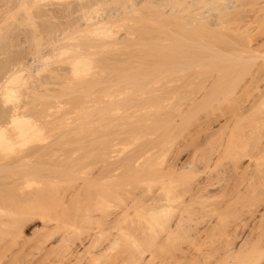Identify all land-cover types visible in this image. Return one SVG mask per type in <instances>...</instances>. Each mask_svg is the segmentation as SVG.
Here are the masks:
<instances>
[{
    "label": "rangeland",
    "instance_id": "1",
    "mask_svg": "<svg viewBox=\"0 0 264 264\" xmlns=\"http://www.w3.org/2000/svg\"><path fill=\"white\" fill-rule=\"evenodd\" d=\"M205 1L206 0H0V125L2 124L0 126V128L2 127L0 129V141H1L0 143L2 144L3 142L2 145L0 144V150H2L1 151L2 154L4 153V155L0 156L3 158H0V159L5 160V161L0 160L1 161L0 162V180H1L0 181V211H2L0 212V222H2L1 219H3L4 221L6 220L9 221L10 218H12L10 217L11 214L9 215V212L13 211L14 213H17L16 216L19 217L20 220L26 222L23 228V231L21 232L22 236L32 237L34 232L39 234V235L37 234L34 235L33 243H35V241H37L36 238L40 237L42 234L47 232L52 227L53 224L60 222L59 220L56 219L58 213L62 215L64 214L63 213L64 210L68 211L69 208L71 207H77L79 205L78 203H81L79 206H82V208H85V210L87 209V207L89 208V210H91L93 205H95L94 202L99 200L100 197H101L100 200H102V197L104 196L103 198H107L108 199L107 201L111 202V204L113 202H117L118 204L121 205L119 206L120 207L119 208L117 204L116 208L118 209H115V208L110 209L108 207L111 210L109 212H112V214H114L115 212H118L119 210H121V208L123 207L124 203L122 202V200L125 201L124 199L125 195L128 198L131 196L130 199L126 197L127 198L126 200H129L127 201L128 203H132L136 198L138 199V197L139 199L141 198L140 200L138 199V201L136 199V201L133 202L135 204L137 202H141L142 197L146 195L148 191L150 192L148 185L154 184L156 185L154 187L158 188L159 187V185L157 184L158 181H155V179L153 181V178H157L158 175L160 174L162 175V171H160L159 169L161 170L164 169L163 171H168L167 168L170 169L171 163L173 164V161L176 160L177 158L179 162H182L184 160L185 162H188L190 158L194 157L192 156L193 153L191 155V152L193 151L196 154L198 153L196 157L198 156L197 159L199 160L200 156L203 157L202 156L203 153L204 154L207 153L208 149L210 148L212 149L213 148L212 146H215L216 144H217L216 145L217 147L219 146L217 149H215L216 152H214V149L212 150L214 154L210 152V150H209L210 153L208 152L209 156L213 155L212 156L213 158H211L210 161L208 160L210 158L208 154H207V156L209 157L208 159H207V156L204 155L206 156L205 157L206 160H208L207 165H206L207 168L205 169L203 167L205 165H202L206 163V160H204L205 161L204 162L203 159L201 160V162L199 161L200 163L202 162L203 163L202 164L199 163L200 165L198 164V167L202 165L204 169L201 170V168H198L196 166L199 169V174L201 171L205 170L201 174V175L203 174L204 175L201 177V179H197L196 176L199 175L197 173L198 170H194L193 168L195 166L192 165L194 166L192 168L193 169L192 171L196 172L198 175L197 174L193 175V177L195 178L192 177V179L189 180L190 182L196 180L194 182L195 183L197 182L198 184L199 183L198 181L205 179L206 176L214 175L215 177H217L216 175L219 176L220 174L221 176L223 173L225 176L223 175L221 176V178L219 176L220 180L223 179L225 181V179L227 178L229 180V181L226 180V183L221 181L222 182L221 183L220 180H218L219 178L217 177L216 179L218 181H216L215 183L216 184L217 182L221 183V184H218L221 187L226 185L224 186V189L223 190L221 189L220 191L219 189L220 186L218 185H212L211 187L209 186L210 189L209 188L208 189L209 191H212L211 189L215 187L214 188L215 190L214 189L213 190L217 193H219L218 191H220V193L222 192L221 194L222 196H224V198H226L230 192V195H228L230 198L227 197L226 198L227 200L226 199L223 200L224 198L221 199L223 200V202L224 201H228V202L224 203L222 207L219 206L223 209V211L226 210V212L223 213L221 208L219 209V212L221 215L222 213L223 214L228 213L229 217L231 215L232 220L231 219L230 220L233 222H231L229 218L228 219L226 218L227 215H225V218L224 217L222 218V216L220 217L218 214H216V212L213 214V212L215 211V208L210 207L211 210L210 209L209 210L212 213L208 212L206 216L207 217L211 215H214V216L209 217L212 219L211 223H210L211 219L209 220L206 219V224H207V225L205 224L206 227H208L209 225L215 224L216 222H218L217 220H219V222H222V226L220 224L221 229H219L218 227L219 225L217 226L218 232H217V229H215L216 228L215 225L213 226V228L210 226L211 228L208 229L209 234L212 231L210 229H215L214 232L218 234L215 236V233H214L213 237H215V239L216 237L217 238L219 237L220 239H223L225 241L224 238L227 237V235L226 234L225 235L221 234L222 236L219 235V231L221 230L223 231L224 226L226 229H228L226 231L231 232V233L232 231L234 232L236 229H238L235 227L237 225H241L242 224L241 222H244L246 220L244 219L245 218L244 214L248 213V211H249L248 213L249 217H247V220L245 222H247L248 220L252 221V216H250L252 214V207L251 208L249 207L247 209L249 204H247V202L245 203L244 201L246 199V201H249L248 203H250V205L252 206V203L250 202L251 193L248 189H246L247 184L246 186H244L247 191H245L243 186L241 188V185L244 182L247 183V180H245L244 182H241V184L238 181L239 177L241 178V179L239 178L240 181L244 180V177L241 175L243 172L245 173V174L243 173L245 178L247 177L248 179L249 175H248L247 170L251 169V167L249 168L247 166H250L251 159L248 153L245 152L246 153V157H245V153L243 152V151H246L245 150L247 147L246 143L244 142L245 143V147H244L243 146L244 143L242 144L240 141L239 143L235 142V140L237 141L238 137H240L239 138L240 140L246 136L241 137L242 135L239 136L235 134L237 133L235 132V129L238 132H240V131H243V127L244 128L249 127V121H250L249 117L251 116L250 112L252 111L254 102H255V105H258V104H261L260 102L261 101L263 102L264 100L263 98L264 97V94H263L264 93V80L263 78H261L262 76H260V80L262 79V82L260 84L259 78H256L257 77L256 71L260 72L259 66H262L260 67L261 69L264 68L263 67L264 65V0H207L206 3ZM144 19L146 20V22ZM141 26L144 27V29ZM195 27H196V31H193L195 30L193 29ZM201 27H204L206 31L203 28L201 29ZM140 28L142 29V31L144 30L148 31L147 29L149 28L151 29V30L149 29V32L147 33L142 32L143 34H145L143 38L146 37V40H147L146 34L151 33L150 35H148L149 37L148 40L150 41L148 40L146 41L145 39L143 40L142 38L143 43L145 44L150 42L152 43L151 45H154L153 43L159 44V42L163 41V44L162 42L161 44L163 45V47H165L166 45L170 46L171 43H174V44L177 43L179 45L181 43L182 45L186 43L185 45L187 44L190 45L189 41L190 42L192 41L194 43L198 42L195 45L194 43L191 42L193 44V45H190L192 48V51H193V48L195 50V46L198 47V44H202L203 46L199 45V48L205 47L206 49L205 48L204 49L206 50V52L203 53L202 50L204 49L202 50L200 49V52L202 51L201 53H203V56L205 55V57L207 58L209 56L208 62H211L213 64L216 63L215 65L218 66L217 69L214 68L216 66L210 67L212 64L211 63L207 64L208 62L206 61L207 60L206 58V60L204 59L205 62H203V63H206V66H207V67L205 66L206 69L204 68V66L202 67L201 65H196V66H200L198 68L196 66H194L195 68H190V70L193 69L194 73L196 72L200 73V71L198 70H200L202 67V70H201L202 74L200 73L201 75L199 76V78L197 77V74H196L195 75L196 78L192 77L193 79L195 78L194 80L192 79V81H190L191 80L190 77L191 75H193V73L192 71L189 73L187 69L186 71H184V69L183 71H179V72L176 71L179 74L176 72H173V73L171 72L170 74L172 76L170 74L167 75L168 73L166 74V72H164L165 74L163 72L158 73V74H161V76L155 74L158 76V79L155 77V75L151 76L152 75L151 74L149 75V78H148L149 80H146V81L143 80L144 83H142L141 81H140L141 83H138L140 88H138V85L135 86L136 84L134 83L133 84L135 87L133 85L131 86L128 85V86L133 89H136L137 87L138 89L136 90L140 89L139 92L142 94L146 85H147L146 89H148V87L153 85L152 83L150 84L148 83L149 85L145 84L150 81V76H151L150 82H152L155 77L157 80L155 79L154 85H156L157 87L155 86L156 90L154 91H156V93L157 91H160L161 93L164 92V94L167 93L169 97H167V94L166 95L163 94L164 96H166V98L162 100L163 102L160 103L159 101L164 97L161 96L162 94L158 93L161 96V97L159 96L161 98L158 101L159 105H154L153 103L154 101L151 98L153 102H151L150 100L147 101L148 104L151 102L150 104L151 106L149 107V105H147L149 107V108L147 107V109H146V106L145 107L144 105L141 106L142 104L140 105L138 104L139 106L136 104L135 106L133 104L134 107H131V105L129 104L137 102V99L134 100V97L137 95L138 92H136V90H133L131 88L130 89L132 90V92L130 89H129L130 91L127 90L129 87H127L126 89L125 88L126 86L122 84L123 82L121 83V81L120 82L117 81L123 85L122 87L123 90L125 88L127 91L124 90L123 93H120V91H117L116 88L120 86V84H118V86L115 88L116 92L114 91L115 93H118V94H115L112 91V89L114 90V87L117 85V83L113 88L110 86V84L112 83V81L114 82V80L116 79V78H113L114 76L116 77V74L114 73L116 71L113 72L112 68H116V67L119 68L118 64H120L121 62H122L121 63L122 66L125 67V70L123 72H125V74L127 75L129 73V70L127 72L126 67L129 68L130 70H131V67L132 68L139 67L138 69H140L146 63L147 64L150 63L151 65V63L153 62V60L149 58L150 56H146L147 54L146 52H144L146 51L145 49L147 48V46H144L146 48L143 49V44L141 43L142 42L141 36L143 34L140 32L141 31ZM181 28L186 29V31L181 30ZM198 28L201 29L202 31L200 30L199 32V30H197ZM188 29L192 30V32L194 33L192 34L191 31H189ZM181 31L185 33L183 34L184 36H186V32H187V34L189 33L188 36L192 34L193 37L189 36V41L186 42L185 38H182L184 36L181 35L182 34ZM154 35L156 36V38ZM177 35L178 37L175 38V36ZM188 36L186 37L188 38ZM178 38L182 40V41L180 40L179 43H178L179 41ZM154 41H158V42H154ZM168 42H170L169 43L170 45L168 44ZM199 48L196 49L195 52L199 51ZM208 48L210 50H208ZM252 48L255 49L256 52H253ZM134 50H139L138 53H141V54H138L137 51L135 52ZM133 51L136 54H133ZM140 51H142L143 53ZM215 52L216 53L220 52L222 56L220 54H219L220 57L218 56V54L215 55L214 54ZM137 55L139 56L142 55V56L137 57ZM214 55L217 57L215 58ZM132 56H134V58H137V59H134ZM143 56H146L144 58L148 57L150 62L149 61L147 62L148 58L146 59V61H144L145 59L143 58ZM139 58H141V61L145 62V64L143 62L142 66H140L142 62H140ZM137 62L140 64L138 65ZM247 63H249V68L246 69L247 74H244L246 73L244 72L245 71L244 70L242 71V73H240L244 75L243 76L241 75L242 77L238 78V79L244 78V76L246 75L247 78L246 77L244 78L246 80L243 82L242 81L236 82L237 80H231L232 79V78L230 79L231 74H234L232 73L233 72L232 68L234 66L233 64H236V66L233 69H236L238 71L240 68L243 70L242 67L246 66L245 64ZM111 64L113 66H111ZM129 64L131 65V67ZM221 64L223 65L221 66ZM225 64L230 70L229 73L227 72V75H226L228 81L226 78L221 77L224 75V72H226V71L222 72L225 68L228 71V68L226 66L223 67ZM228 64L230 65L228 66ZM252 64H253V68H251L252 66H250ZM150 65L149 67L146 66L147 70L149 71H150V68L152 67V66L150 67ZM122 66H120L121 69L123 68ZM220 66L222 67V69L223 68L224 69L222 70ZM208 67L212 69L214 68V69L207 70ZM219 67L221 70L220 72H222L221 74L218 71ZM76 68H79V70ZM103 69H105L107 73ZM136 69L135 71L137 72ZM195 69H197L196 72L194 71ZM248 69L251 70L252 72L249 71ZM140 70H141L140 72H142L143 68H141ZM145 70L146 69H144L143 71ZM236 70L234 71L237 73ZM111 72H113L115 75L113 74L112 76L110 74ZM248 72H251V73H248ZM162 73L166 75V77L163 75L164 76L163 78ZM185 73L190 75L189 77L190 80H188L189 78L186 77ZM236 73L234 75H236ZM252 73L253 75L255 74L254 75L255 77L252 75ZM263 73H261L260 75H262ZM205 74L206 76H204ZM228 74H229V77H228ZM240 74H237L236 77L238 75L240 76ZM249 74L250 76H253L252 79L249 76ZM129 75H133V74L131 73ZM95 76H98V78H96L98 79L96 80V82L98 81L100 83L99 80L101 78L102 79L104 78L105 84H104V81L101 79L102 83L100 84L97 83L98 85L95 86L94 83L91 82L94 80ZM128 76L125 78L123 76V79L128 78ZM263 77H264V74H263ZM112 78L113 80L109 81V79H112ZM118 78H119V75L117 76V79ZM215 78L217 81L215 80ZM220 78H224L223 80L225 82L235 81L236 84L240 85L239 86L240 88L235 91L234 90L235 88H233L232 86L235 84L234 82H233L234 84H232L231 86H228L222 80L218 82ZM254 78H256L255 79L256 81H254ZM203 79L206 82L208 81L207 85L205 84L206 82L202 81ZM234 79H235V76H234ZM125 81H128V80H124V82ZM213 81H215V83ZM87 82L93 83L95 87L93 88L91 86V89H89L90 84H88ZM222 82L224 84H221ZM252 82L253 83L255 82L257 84L259 83L260 85L255 87L252 84ZM85 83L87 84L84 85ZM126 83L127 82H125V84ZM211 83L212 84L214 83L216 85L215 88L217 86L218 88L217 90H215V92L213 90H210L211 94L207 96V93H208L207 89L214 88V84H213V87H211L212 86ZM217 83L221 84L220 87L219 85H217ZM142 84L143 85L145 84V85L141 87ZM248 84H251L249 85V87L251 88V91L255 87V89L253 90L255 93L251 91L248 92V90H250V88L246 86ZM82 85L85 87H83ZM111 85H114V84H111ZM204 85L206 88L204 87ZM97 86H99L100 89ZM190 86H192L193 88ZM224 86L226 87L228 86L227 89ZM237 86L235 85V87ZM153 87H151V89H153ZM194 87L195 88L197 87V89H195L196 92L198 88H200L198 93L193 91L197 95H194L193 93H191L192 90H194ZM208 87H211V88H208ZM230 87H232L235 92L234 91L232 92V89H229ZM92 88L94 90H92ZM122 88L119 87L118 90ZM141 88L143 89V91L141 90ZM105 89L107 90L109 89L108 91L110 92L112 91L113 93L112 94L110 93L109 95L111 96L114 94L111 97L113 99L115 96V99H113L114 100L113 102L117 103L118 102L117 100H119L117 104H121V106L123 105V107L116 104V106L118 107L115 108L116 106H113V104L111 105L110 102H112V100L110 101L108 97L107 98L109 100L105 98V96H108L107 92L105 94H102V92L107 91ZM163 89L165 91H163ZM172 89L173 91L176 90V93L180 91L179 95L177 96L175 92H174L175 94L173 93L174 95H171ZM245 89L246 90L248 89L247 92L245 91ZM123 90H121V92ZM148 90H150V88ZM148 90H145L143 92L144 94L142 95L138 93L139 95V96L137 95L138 98L141 95V97L138 99V102L140 101L143 103L145 102V100L148 99L149 94L147 93L145 95V92H148ZM167 90L169 91L166 92ZM10 91L12 92V94L11 93H8V94H11V97L7 95V92H10ZM133 91H135L136 93ZM244 91L246 92V94L247 93L248 94L247 95L245 94V97H242L244 96L243 94ZM94 92L95 94L96 93L97 94L91 95V93H94ZM149 92H153V90H150ZM259 92H261V94ZM156 93H154L153 95H155ZM250 93H253L255 96ZM150 94L152 95V93ZM214 94H216L217 96ZM99 95H101L100 96L101 98L99 97ZM258 96L260 100L262 99L260 102L258 101L259 100ZM129 97L133 100L129 99ZM154 97L159 98L157 94ZM241 97L244 98L243 99L244 101L241 99L242 101L240 100L241 101L240 102L238 99H240ZM128 99L129 101L131 100V102H129ZM248 99H250L251 101H249ZM101 100H105L104 102L108 100L107 102H109V105L111 106L110 108L113 109V111L116 110L115 112L108 111L110 112V116L107 114L108 118L105 113H104L105 115L101 114V116L99 115V113H97L96 104L99 103L98 101H100L101 104L104 103ZM125 100L126 102L128 101L129 103L127 102L126 104ZM236 100L238 103L240 102V105L238 104L237 107L235 106L237 104ZM107 102L104 104L105 105L108 104ZM146 103L144 104L146 105ZM162 103L164 104L161 106ZM109 105L107 106L109 107ZM154 106H156V108H154ZM159 106H161V110ZM234 108L235 110H237V112L233 110ZM16 110H19V111H16ZM100 110L101 109L98 108V112ZM242 110H244L245 112ZM246 110H248V112ZM155 111L158 112L160 116H157L159 114H157ZM160 111L162 112L160 113ZM241 111L242 113H245L247 115L245 114L242 115V113H240ZM232 112L234 113V115L232 114ZM17 113L19 114V116L23 114L22 119H19L18 117L15 118V116H13V115L18 116ZM96 113L100 116V118L99 116H97ZM238 113L240 114L238 115ZM102 115L106 117V118L104 117L106 120L109 119L107 120L108 122H105V120L103 121L104 118H102ZM240 115H242L240 117L241 119H239L236 122V120L238 119V118L236 119V117ZM167 117H169V119L171 117L170 121L166 120ZM129 118L130 119L132 118V120H130ZM226 120H229V122ZM99 121L102 123H99ZM151 121L154 124L151 123ZM155 121H157V124ZM107 123L109 125L108 127H107ZM160 126H162V128ZM222 126L224 127L222 128ZM99 127L100 129L102 128L104 129L100 130ZM224 129L226 133H224L225 132ZM249 129L247 128L244 131L246 132ZM104 132H106L107 135H105ZM115 132H118V133H115ZM221 132L222 134H225V135H221L220 134ZM245 135L247 134L245 133ZM248 135L251 136V134H248ZM105 136H108V137H105ZM208 136H210L211 138ZM222 136L224 140H222V138H219ZM95 138L96 140H94ZM206 138L207 139L209 138V140H207L208 142L206 141ZM105 139L106 141L104 142ZM97 140L98 142H96ZM245 140L248 141L250 140V138L245 139ZM6 141L8 142L5 143ZM12 142L15 143V145ZM234 142L239 146L241 143L243 147L240 146V149H238V152H240L241 150L243 151H241L240 153L236 152L234 149L237 145H234ZM11 143L13 146L8 145ZM248 144L249 143L247 142V145ZM6 145L9 146L8 148L10 149L8 148H5V150L2 149ZM184 145L186 147L188 146L189 149L188 148L186 149L185 147L186 150H184V152L182 153V149ZM197 145H199L198 149H196ZM201 145L202 147H200ZM205 146L208 149H206ZM144 147H147V148H144ZM248 147L249 149L247 148L248 149L247 151L249 152L251 146L248 145ZM201 148H202V152H201ZM242 148H245V149H242ZM199 149L202 155L200 154L199 151H197ZM203 149L207 151L205 152ZM177 150H181V151H177ZM5 151L7 152V154L5 153ZM8 151L9 152L11 151L10 154L8 153ZM179 152H181V154H179ZM242 152L244 154H242ZM223 153L225 154V156ZM33 154L35 155L33 156ZM5 155H8V156L6 157ZM26 156L27 158H24ZM214 156L216 159L214 158ZM238 157L239 159H241V157H245L244 161H238L237 159ZM186 158H189V159L187 160ZM221 158H222V162H220ZM197 159L195 158L194 161ZM100 160L102 163L100 162ZM120 161H122V163ZM194 161H193V164L197 163L196 161L195 162ZM218 162H220L221 164L220 163L218 164ZM233 162L234 163L236 162L234 164L235 165L234 168L238 167V169H235L234 172L231 170L234 174L228 170L229 171L228 176L230 177L229 178L226 175L228 173L226 170L229 167L233 169L232 168L233 164L231 166L229 165ZM224 163L226 164V167H227V169H225L226 173L224 172V169H223V172L221 171L222 170L221 167L225 166ZM189 164H192V163L189 162ZM38 165L40 166L39 167L40 170L38 168ZM121 165L123 166L121 167ZM166 165L169 167H167ZM125 167H127L128 170ZM107 169L112 170V171L110 170L112 174L107 172V174L109 173L108 178L104 176V172L107 171ZM218 169H221V170L218 171ZM192 171L189 172V174H191ZM34 172H38V173H34ZM57 172L61 174L57 175ZM133 173L135 174V176H133L134 178L131 176V174L134 175ZM156 173H157V176H156ZM128 174H130L131 177H129ZM139 174L142 175L143 178ZM230 174L235 175V176L232 177ZM238 174L240 175L239 177H238ZM114 175L117 176V178L114 177ZM201 175H199L198 177L200 178ZM136 176L140 177V179L142 178L143 179V180L141 179L142 182L144 181L147 182L148 177H149L150 178L149 180L152 179L150 183L151 182L153 183L150 184V183L145 182L148 187L144 189L145 184H143L140 180H138ZM1 177H4V178H1ZM210 177L208 178L211 181L214 182L216 180L215 177H212V178ZM102 178L105 180H103ZM234 178L235 180L238 181V184H240L239 186L240 188L238 187V184L234 186V183H235ZM109 179L112 181L110 182ZM106 180L110 182V183L108 182L109 186H108V183L105 182ZM132 180L134 181V184ZM97 181L99 182V184ZM121 181H123V184L121 183ZM140 182L143 184V189H144L142 196L139 195L143 191L139 189L140 186L138 187L139 184L141 185ZM194 182H191L192 184L190 185L194 186L195 184ZM187 183L189 184V182ZM187 183L183 184L184 186L182 185L183 187L181 188L186 189ZM113 184L115 186H113ZM116 185L118 186V189ZM122 185L123 187L125 185L126 186L130 185L131 186V187L129 186L130 188H128V186L127 187L125 186V187L128 189V192L131 189L135 190L134 197L132 195L133 191L131 192L132 194H125L123 196L122 194L127 193V190L125 187L124 189L123 187L119 188V186H122ZM190 185L187 186V189ZM216 186L218 187V191L216 189L217 188ZM92 188L96 190L92 191ZM110 189L111 191L109 192L108 190ZM112 189L114 190V192ZM243 189L245 192L242 195L241 194L239 195V191H241L240 193H242ZM146 190L148 191L145 192ZM36 191L38 192V194ZM117 191H118V194H117ZM93 192H96L97 195L100 194L102 196L98 195L99 196L98 197L96 196V194L94 195ZM153 192H152V196H153ZM106 193L108 197L106 196ZM233 193H236V194L233 195ZM35 194H37L38 198L40 194V197H42L41 199L46 200L47 202H49L48 200L52 201V198H53L54 200L53 202L55 203L56 202L55 200L57 198L59 201H57L56 204L58 203L60 206L62 205L61 206L62 208H59V210L61 209V211H58L57 209L58 207H57L55 210L56 211L55 213L52 212V214L51 213L48 214L46 210L40 207L41 204L38 201H36L38 199L36 198ZM114 194L117 197L114 196ZM91 195L96 196L97 200H94L95 197H92ZM149 195L151 196L150 193H148V195L146 196H149ZM236 195L237 197H235ZM146 196H144L145 200L143 201L148 203V201H151L150 200L151 197L148 200ZM231 197H235V198L231 199ZM26 198L28 199L25 200ZM131 198L133 201L131 200ZM19 200L21 201V203ZM22 200H23V203H22ZM107 201L105 202L102 200L103 204L106 203L105 204L106 206L110 204ZM241 201L242 202L244 201V204H242ZM24 202L25 203L27 202V204H24ZM98 202L100 203V201ZM127 202L124 204V206L128 204ZM223 202L221 201V204ZM68 204H69V207H68ZM113 204L116 205V203H113ZM195 204L193 205L194 207L198 206ZM29 205L31 206V208ZM32 205H34L33 206L34 208H32ZM65 205H67L68 210L66 209L67 207ZM229 207H232L231 208L232 210L229 209ZM40 210L42 213L40 212ZM2 213H7V216L9 215L10 218H8L5 214H3L2 216L4 217H2L1 216ZM91 213L96 214V211L93 210L91 211ZM131 214H132L131 217H134V218L136 217L134 216L136 215L135 212L134 213L132 212ZM248 214L247 215L245 214V215L248 216ZM5 217L7 218L6 220H5ZM196 217L194 216L192 220H195L194 221L195 223H197V221L198 223H200V221L202 220H198V219H201V216L196 215ZM219 217L221 218V220L219 219ZM224 219L225 221L226 220L230 221L231 224H228L229 226L226 227L227 223L229 222L226 221L227 222L226 223ZM236 219L237 220L239 219V221L236 222ZM85 222H83V224ZM203 222H201V224L205 223ZM245 222H244V225L248 224V226L246 225L245 226L247 230L250 231V229H248L250 228L249 226V224H251L250 221L248 223H245ZM89 223H87L88 225L81 226L84 231L82 229H79V231L82 230L83 236L80 233L81 238L77 239L78 241L76 243L78 244V247H80L79 249L81 251L87 245V242H88L89 237L87 236H88V233L90 232V230L88 229H91L92 231V228H91L92 226L90 225L92 223L90 224ZM205 225H201V226L205 227ZM237 227H241V226H237ZM246 228L244 230L242 227L240 229L241 231L238 229L239 230L238 233L239 235H241V233L244 234L243 236H245L246 240L248 241L249 237L247 236L249 234L247 233L248 231L246 230ZM244 231L245 233H243ZM212 233L213 232H211L210 236L212 235ZM243 236H242V239H245V237L243 238ZM240 238L237 240L240 243H242V239ZM10 239H11L10 235L4 236L2 238L0 237V254L1 253L8 254L10 252L9 251V246H10L9 240ZM81 239L84 240L83 242L84 245L80 243ZM220 239H218L220 242H224L223 240H220ZM209 240L210 239H208V241ZM208 245L206 248H209ZM6 259L7 257H5V259H2V261L0 260V264H3V262L6 261Z\"/></svg>",
    "mask_w": 264,
    "mask_h": 264
},
{
    "label": "bare ground",
    "instance_id": "2",
    "mask_svg": "<svg viewBox=\"0 0 264 264\" xmlns=\"http://www.w3.org/2000/svg\"><path fill=\"white\" fill-rule=\"evenodd\" d=\"M207 2V0L205 1V3ZM145 20V19H144ZM145 22H146V20H145ZM158 23V22H157ZM156 23V24H157ZM165 23V22H164ZM169 23H170V21H169ZM142 24V23H141ZM162 24V23H161ZM172 24V23H171ZM155 26V25H154ZM142 27V26H141ZM194 27V26H193ZM143 29H144V27H142ZM200 28V27H199ZM197 29V30H199V32H200V30L203 28L204 29V27H201V29ZM141 29V28H140ZM146 29V28H145ZM150 29V28H149ZM149 29H147L148 31H146V30H144V31H142V29H141V33L143 32V33H147V32H149ZM193 29H195V30H193V31H196V27L195 28H193ZM151 30V29H150ZM178 30V29H177ZM181 30H185L186 31V29H183V28H181ZM189 30V29H188ZM205 31H206V29H204ZM146 31V32H145ZM161 31V30H160ZM189 31H191V33L193 34L194 32H192V30H189ZM202 31V30H201ZM204 31V32H205ZM140 32H139V34H140ZM150 32H152V31H150ZM182 32V31H181ZM181 32H180V34H181ZM142 33V34H143ZM155 33V32H154ZM178 33H179V31H178ZM196 33V32H195ZM151 34V33H150ZM150 34H146V36H147V40H148V35H150ZM176 34H177V32H176ZM183 34H185L184 32H182V36H184ZM189 34V33H188ZM188 34H187V32H186V36H188ZM192 34H190L189 36H192ZM205 34V33H204ZM203 34V35H204ZM144 35L145 34H143L142 36H141V43L143 44V49L144 48H146V47H144V46H147V48L145 49L146 51H144V50H142V51H144V52H146V56H150L149 58H151L152 60H153V62H152V60H151V65H150V63L149 64H145V62L144 61H146V59L148 58H144V57H146V56H143V58L145 59L144 61H141V58H139L140 59V62H142V64H140V63H138V65L140 64V66H142L143 65V62H144V64L145 65H143V67H141V68H143V70L144 69H146L147 70V68H146V66H148L149 67V65H150V71L149 70H147V71H149V72H147L146 70L145 71H143L142 70V72H140L141 70V68L140 69H138L137 67H134V65H133V67L137 70V72L135 71V69L134 68H132L131 67V65H130V67H131V70L129 69V68H127L126 67V70H127V72H128V70H129V73H128V75L129 74H133V75H127V74H125V72H123L124 70H125V67L124 66H122V62L120 63V64H118V66H119V68L118 67H116V68H112V70H113V72L114 71H116V72H114L115 74H116V77L114 76L113 78H116L117 79V76L119 75V80L117 79H115L114 80V82L112 81V83L111 84H114V85H111L110 84V86L113 88L115 85H116V83H117V85L114 87V90L112 89V91L114 92H116V90L117 91H120V93H123L124 92V90L125 91H127V90H129L131 87H129V86H131V85H133L134 86V84H136L135 86H137L138 85V88H140L139 87V84L138 83H144L143 82V80H149L148 78H149V75H151V76H154L155 74H157V75H160L161 76V74H158V73H161V72H166V74L167 75H169L171 72L173 73V72H176V71H183V69H184V71H186V69H187V71L190 73L191 71H192V73H193V75H191V77H190V75L189 74H186V77H190L191 78V80H190V78L188 79V80H190V81H192V77H195V75L197 74V77L199 78V76L202 74L201 72V70H202V67L204 66V68H205V66H206V63H203V62H205V60H206V58L207 57H205V55L203 56V53L204 52H206V48L205 47H201V48H199V45H201V46H203L202 44H198V47H196L195 46V50L196 49H198L199 48V51H196L195 52V50H194V48H193V51H192V48H191V46L190 45H193L192 43H194V42H190L189 41V36H188V38L186 37V36H184V37H182V38H185V40H186V42L187 41H189V44L190 45H185L186 43H184V45H182V43L179 45V44H177V43H171V45L169 44L170 42H168V44L170 45V46H168V45H166L165 47H163V41H161L162 42V44H161V42H159V44L158 43H153L154 45H151L152 43H150V42H148V43H143V40L145 39L146 40V37L145 38H143L144 37ZM179 35V34H178ZM178 35L177 36H175V38H177L178 37ZM139 36V37H140ZM155 36V35H154ZM180 36V35H179ZM158 37V36H157ZM193 37V36H192ZM142 38H143V40H142ZM155 38H156V36H155ZM179 38H181V37H179ZM178 38V39H179ZM187 38V39H186ZM196 38V37H195ZM195 38H193V39H195ZM159 39H160V37H159ZM190 39H192V38H190ZM223 39V38H222ZM146 40V41H147ZM162 40V39H161ZM180 40L181 39H179V41H178V43L180 42ZM146 41H144V42H146ZM148 41H150V40H148ZM182 41V40H181ZM154 42H158V41H154ZM185 42V41H184ZM223 42V41H222ZM226 42H227V40H226ZM198 43V42H197ZM196 42L194 43V45L195 44H197ZM145 44V45H144ZM173 44V45H172ZM141 46V45H140ZM184 47V48H183ZM185 47H186V49H185ZM193 47V46H192ZM207 47V46H206ZM191 48V49H190ZM205 48V49H204ZM200 49L202 50V49H204V50H202L203 51V53H201L200 52ZM250 49H251V47H250ZM185 50V51H184ZM208 50H210L209 48H208ZM207 50V51H208ZM252 50H253V52H256L255 51V49H253L252 48ZM251 50V51H252ZM135 52L137 51V53H138V51L139 50H134ZM133 51V54H136L135 52ZM142 51H140V52H142ZM210 52V51H209ZM143 53V52H142ZM138 54H141V53H138ZM208 54V53H207ZM215 55L216 54H218V56L220 57V55H221V53L219 52V53H214ZM220 54V55H219ZM209 55H210V53H209ZM213 55V54H212ZM214 55V57L216 58L217 56H215ZM136 56V55H135ZM139 55H137V57H138ZM142 56V55H141ZM141 56H139V57H141ZM206 56H208V55H206ZM222 56V55H221ZM133 58H134V56H132ZM203 57H205V58H203ZM214 57H212V58H214ZM149 58L147 59V62L149 61L150 62V60H149ZM208 58H209V56H208ZM207 58V62L209 61V59ZM211 58V59H212ZM223 58V57H222ZM221 58V59H222ZM134 59H137V58H134ZM138 59V60H139ZM205 59V60H204ZM211 59H210V61H211ZM220 59V58H219ZM143 60V59H142ZM117 61H119V60H117ZM218 61V60H217ZM254 62V61H253ZM252 62V63H253ZM154 63V64H153ZM209 63H211V62H208L207 64H209ZM256 63V62H255ZM113 64V63H112ZM111 64V66H113ZM125 64V63H124ZM153 64V65H152ZM203 64V65H202ZM205 64V65H204ZM212 65L210 66V67H212V66H216L215 64L216 63H211ZM254 64V63H253ZM253 64L252 65H250V66H252L251 68H253ZM102 65V64H101ZM129 65H128V67H129ZM196 65H201L202 67H201V69L200 70H198V71H200V73H197L196 72V70L197 69H195L194 71L196 72V73H194L193 72V69H191L190 70V68H195L194 66H196ZM223 64H221V66H222ZM230 64H228V66H229ZM234 66H233V68L236 66V64H233ZM246 66H244V67H242L243 68V70L240 68L238 71L236 70V69H233L232 68V73H236L234 70H236L237 71V73H236V75L237 74H240V73H242V71H244V72H246L247 70V68H249V63H247V64H245ZM248 65V66H247ZM263 65V64H262ZM110 66V67H111ZM120 66H122L123 68V70L121 69V67ZM220 66V67H221ZM227 67V65L225 64L223 67ZM109 67V68H110ZM145 67V68H144ZM197 68L198 67H200V66H196ZM207 67V66H206ZM210 67H208L207 68V70H213L214 68L215 69H217V67L218 66H216V67H214L213 69L212 68H210ZM220 67H219V69H218V71H219V73L221 74L222 72H224V71H226V72H224V75L223 76H221L220 74V76L221 77H224V78H226L227 79V77H226V75H227V72L229 73V68H228V71H227V69L225 68H223L222 69V67H221V69L223 70L222 72H220L221 70H220ZM254 67H255V65H254ZM260 67H262V66H259V70H260V72H261V70H262V72L261 73H263V71H264V68H260ZM263 67H264V65H263ZM101 68H103V67H101ZM76 69H78L79 70V68H76ZM105 69H107V68H105ZM105 69H103V70H105ZM111 69V68H110ZM132 69H134V70H132ZM180 69H182V70H180ZM206 69V68H205ZM258 69V68H257ZM109 70V69H108ZM206 70V71H207ZM249 70V69H248ZM253 70V69H252ZM106 71V70H105ZM131 71H135L134 73L133 72H131ZM205 71V72H206ZM215 71V70H214ZM217 71V70H216ZM217 71V72H218ZM240 71V72H239ZM249 71H251V70H249ZM104 72V71H103ZM113 72H111L110 74L113 76ZM119 72V73H118ZM126 72V73H127ZM139 72V73H138ZM178 72H176V73H178ZM204 72V73H205ZM208 72V71H207ZM239 72V73H238ZM252 72V71H251ZM251 72H248V73H251ZM259 71H256V78H259V80H260V76H262L261 78H263V80H264V77H263V74L262 75H260L261 73H260ZM106 73H107V71H106ZM117 73H118V75H117ZM162 73V77L164 78V76L166 77V75H164ZM203 73V74H204ZM255 73V72H254ZM258 73H260V74H258ZM109 74V73H108ZM114 74V75H115ZM179 74V73H178ZM234 74H231V77H230V79L231 80H237L236 82H243V81H245L246 79H244L245 77H246V75L244 76V78H241V79H243V80H241V79H238V78H240V77H242L244 74H247V72L246 73H244V74H240V76L238 75L237 77H236V75H234ZM157 75H155V77L158 79V76ZM164 75V76H163ZM171 75V74H170ZM174 75V74H173ZM176 75V74H175ZM218 75V76H219ZM242 75V76H241ZM252 75H253V73H252ZM255 75V74H254ZM253 75V76H254ZM99 76H100V74H99ZM123 76H124V78L125 77H127L128 76V78H126V79H123ZM151 76H150V81H151ZM172 76V75H171ZM204 76H206V74L204 75ZM219 76V77H220ZM233 76V77H232ZM234 76H235V79H234ZM249 76H250V74H249ZM253 76H250L251 77V79L253 78ZM259 76V77H258ZM101 77H102V75H101ZM154 77V79H153V81L152 82H147V83H145V84H150V83H152L153 85H154V81H155V78ZM161 77V78H162ZM175 77V76H174ZM185 77V76H184ZM185 77V78H186ZM203 77V76H202ZM228 77H229V74H228ZM255 77V76H254ZM94 78V77H93ZM96 78H98V76H95V78H94V80L93 81H91V82H93L94 83V85L96 86V85H98L97 83H99L98 81L96 82V80H98V79H96ZM110 78V77H109ZM113 78L112 79H109V81H111V80H113ZM147 78V79H146ZM160 78V77H159ZM162 78V79H163ZM178 78V77H177ZM182 78V77H181ZM196 78V77H195ZM194 78V79H195ZM218 78V77H217ZM224 78H220V80L218 81V82H220L221 80L224 82V83H226L228 86H231L232 84H234L235 83V81H233V82H231V81H229V82H225L223 79ZM237 78V79H236ZM247 78V77H246ZM256 78H254V81H256L255 79ZM100 79V78H99ZM102 79V78H101ZM101 79L99 80L100 81V83H102L101 82ZM108 79V78H107ZM121 79V80H120ZM156 79V80H157ZM176 79V78H175ZM193 79V80H194ZM103 81H104V84H105V80H104V78L102 79ZM124 80H128L129 81V83H128V81H125V82H127L126 84H125V82H124ZM160 80V79H159ZM215 80H216V78H215ZM240 80V81H239ZM258 80V79H257ZM108 81V82H109ZM117 81H121V83L123 84V85H125L124 87L127 89V87H129L127 90L124 88V90H123V85L122 84H120L119 82H117ZM131 81V82H130ZM141 81V82H140ZM203 82H206L204 79L202 80ZM217 81V80H216ZM227 81H228V79H227ZM252 81V80H251ZM251 81H250V83H251ZM214 83H215V81H213ZM221 83V84H224V83ZM260 82V84H261V82H262V79L259 81ZM88 84H90V87H89V89H91V86L94 88L95 86L93 85V83H89V82H87ZM87 83H85L84 85H86ZM96 83V84H95ZM99 83V84H100ZM107 83V82H106ZM134 83V84H133ZM207 83H208V81L205 83L206 85H207ZM213 83V84H214ZM228 83H230V84H228ZM248 83V82H247ZM118 84H120V86L119 87H121L122 89H119L118 90V88H116L117 86H118ZM144 84V85H145ZM148 84V85H149ZM213 84L211 83V87H213ZM220 83H217V85H219V87H220V85H221ZM246 84V83H245ZM244 84V85H245ZM252 84L256 87V86H258V85H260L259 83L257 84V83H253L252 82ZM122 85V86H121ZM129 85V86H128ZM143 84L141 85V87H143L144 86ZM153 85L152 86H150V87H148V89L150 88V90H153V92H149L150 90H148V89H146L147 87V85L145 86V88H144V91L145 90H148V92H145V95L148 93L149 94V96H148V99L147 100H145V102H138V99L141 97V95L142 94H144L143 92V89L141 88V90L143 91L142 92V94L139 92L140 91V89L139 90H136V89H138L137 87H136V89H133V88H131V89H133V90H136V92H138V93H140L141 95H140V97L138 98L137 97V95H138V93H137V95L135 96V97H137V98H135L134 97V100L135 99H137V102H134V103H132V104H129V105H131V107H134L133 106V104L135 105H140V104H142L141 106H143L144 105V107L146 106V109H147V105H149V107L151 106L150 104H151V102H153L154 103V105H159V102L161 103V102H163L162 100H164L165 98H166V96H164V95H166L167 93H165L164 94V92H160V91H157V93H156V91H154V90H156V88H155V86L156 85H154V87H153ZM202 85H203V83H202ZM235 85L237 86L238 84H234V85H232L233 86V88H235L234 90L236 91V90H238L240 87V85H238L237 87H235ZM249 85H251V84H248V85H246L247 87H249ZM252 85V86H253ZM83 86V85H82ZM134 86V87H135ZM192 86H193V84H192ZM192 86H190V87H192ZM215 84H214V88L212 89L211 87H208V88H211V89H207V92L209 93H207V96H209L210 94H211V91L210 90H213L214 92H215V90H217V88H218V86L215 88ZM227 86V87H228ZM83 87H85V86H83ZM87 87V86H86ZM98 88H99V86H97ZM109 87V86H108ZM151 87H153V89H151ZM157 87V86H156ZM204 87H205V85H204ZM224 87H226V86H224ZM227 87H226V89H227ZM255 87H254V89H255ZM82 88V87H81ZM92 88V90H94ZM107 88V87H106ZM115 88H116V90H115ZM162 88V87H161ZM193 88V87H192ZM206 88V87H205ZM233 88L232 87H230L229 89H232V92L234 91L233 90ZM250 88V87H249ZM248 88V89H249ZM253 88V87H252ZM100 89V88H99ZM103 89V88H102ZM110 89V88H109ZM108 89V90H109ZM130 89V90H131ZM159 89V88H158ZM177 89V88H176ZM195 89H197V87L195 88L194 87V90H192V92L191 93H193L194 95H197V94H195V92H196V90ZM199 89L200 88H198V90H197V92L196 93H198V91H199ZM247 89V90H248ZM254 89H252V91H251V88H250V90H248V92L249 91H251V92H253V93H255L253 90ZM84 90H86V89H84ZM105 90H107V89H105ZM104 91V92H102V94H105L106 92H107V95L108 96H105V98L106 99H110V101L112 100V102L114 101L113 99H115V96H114V98L112 99L111 97L114 95H109L110 93L112 94L113 92L111 91ZM121 90H123L122 92H121ZM129 90V91H130ZM247 90L245 89V91L247 92ZM263 90V89H262ZM83 91V90H82ZM88 91V90H87ZM91 91V90H90ZM97 91H98V89H97ZM163 91H165L164 89H163ZM169 90H167L166 92H168ZM178 91V90H177ZM193 91H195V92H193ZM210 91V92H209ZM234 91V92H235ZM244 91V92H245ZM85 92V91H84ZM93 92V91H92ZM100 92V91H99ZM114 92V93H115ZM131 92H132V90H131ZM133 92H135V91H133ZM135 92V93H136ZM176 93V90L175 91H173V89H172V93H171V95H174L175 93ZM179 92L180 91H178V93H176L177 94V96L179 95ZM242 92V91H241ZM243 92V94H244V96H242V97H245V94H246V92L244 93ZM8 93H11L12 94V92L10 91V92H7V95L9 96V97H11V94H8ZM134 93V94H135ZM150 93H152V95L154 94V93H156L157 94V96L159 97L160 96V94H162L161 96L162 97H164V98H157V97H154L155 95H153V97H152V95L150 94ZM158 93H160V94H158ZM174 93V94H173ZM217 93H219V92H217ZM239 93V92H238ZM253 93H250V94H253ZM260 94H261V92H259ZM88 94V93H87ZM86 94V95H87ZM92 94H94V95H96L95 94V92L94 93H91V95ZM99 94V93H98ZM115 94H118V93H115ZM164 94V95H163ZM181 94V93H180ZM248 94V93H247ZM246 94V95H247ZM264 94V93H263ZM90 95V94H89ZM170 95V96H171ZM213 95V94H212ZM214 95H216V94H214ZM242 95V94H241ZM254 95V94H253ZM13 96V95H12ZM98 96V95H97ZM101 95H99V97H100ZM110 96V97H109ZM130 96V95H129ZM139 96V95H138ZM147 96H146V98H147ZM151 96V97H150ZM192 96V95H191ZM217 96V95H216ZM252 96V95H251ZM255 96V95H254ZM99 97H97V98H99ZM104 97V96H103ZM102 97V98H103ZM108 97V98H107ZM145 97V96H144ZM150 97V98H149ZM167 97H169V95L167 94ZM175 97V96H174ZM180 97V96H179ZM211 97V96H210ZM212 97H214V96H212ZM236 97V96H235ZM240 98V99H238L239 101L242 99H244V98ZM253 97V96H252ZM251 97V98H252ZM101 98V97H100ZM133 98V97H132ZM142 98H143V96H142ZM151 98H152V100H151ZM254 98V97H253ZM256 98V97H255ZM258 98H259V96H258ZM262 98V97H261ZM264 98V97H263ZM91 99H92V97H91ZM94 99V98H93ZM108 99V100H109ZM129 99H131L130 97H129ZM129 99H128V101H129ZM159 99H161L160 101H159ZM95 100H97V99H95ZM107 100V101H108ZM127 100V99H126ZM126 100H125V102H126ZM131 100H133V99H131ZM131 100L129 101V102H131ZM141 100V99H140ZM148 100H150L151 102L148 104ZM241 100V101H242ZM249 101H251L250 99H248ZM247 100V101H248ZM253 100V99H252ZM262 100V99H261ZM260 100V98H259V102L261 101ZM101 101H105V100H101ZM106 101V102H107ZM116 101V100H115ZM118 102H119V100H117ZM127 101V102H128ZM159 101V102H158ZM240 101V102H241ZM244 101V100H243ZM255 101V100H254ZM257 101V102H258ZM94 102V101H93ZM92 102V103H93ZM99 103H100V101H98ZM106 102H104V103H106ZM112 102H110L111 103V105L113 104V106H116V104L118 103H112ZM127 102H126V104H127ZM128 102V103H129ZM147 102V103H146ZM165 102V101H164ZM236 102H237V100H236ZM240 102L238 103L237 102V104L235 105L236 107L238 106V104L240 105ZM256 102V103H257ZM96 103H97V101H96ZM95 103V104H96ZM97 103L96 104V108H97V113H99V115L101 116V114H103V115H105L106 114V116H107V118H108V115L110 116V112H108V111H111V112H115V111H113V109H111L110 107V105H109V102H107L108 104H104V103ZM121 103V102H120ZM144 103H146V105L144 104ZM235 103V102H234ZM261 104H258V105H255V102H254V104L253 103H251V104H253V107H252V111L250 112V114H251V116L249 117L250 118V121H249V127H250V129H249V127H246V128H244L243 127V131H240V132H238L236 129H235V132H237V133H235V134H237V135H239V136H241V137H243V136H246V137H243L242 139H249L250 138V140H248V141H246L245 139V141L244 140H242V139H240L239 140V138L240 137H238L237 138V141L235 140V142L236 143H239V141L243 144L244 142L246 143V149L245 148H242V149H245L246 151H243V150H241V151H243L244 153L246 152V153H248L249 154V157H250V159H251V161H250V166H247V167H251V169H249V170H247V168H246V170L248 171V179H247V177L245 178V176L243 175V173L241 174L243 177H244V180H241L240 181V175L238 174V177L240 178H238V181H239V183L241 184V182H244L245 180H247V183L246 182H244L242 185H241V188H242V186L244 187V186H246V184H247V187H246V189H248L249 191H250V193H251V203H252V206L250 205V203H248L249 201H246V199L244 200L245 201V203L247 202V204H249L248 205V207H247V209L250 207H252V214L250 215V216H252V221L251 220H248L247 222H245L246 220H247V217H249V211H248V213H245L246 215L248 214V216H246L245 214H244V216H245V218L244 219H246L244 222L245 223H248L249 221H250V223L251 224H249V226H250V228H248V229H250V231H248L247 230V228H246V226H248V224H245L244 225V222H241L240 224L241 225H237V226H241V227H235V228H238L239 230L243 227V229L245 230V228H246V230L248 231L247 233L249 234L247 237H249L248 238V241L246 240V237L245 236H243L244 234H242L241 233V235L243 236V238L245 237V239H242V236L241 235H239V233H238V229H236L234 232L232 231V233L231 232H228V231H226V230H228V229H226L225 228V226H224V229H223V231L221 232V231H219V235H221V234H226L227 235V237H225L224 239H225V241L223 240V239H220L219 237L217 238L216 237V239H215V237H213L214 235V231H215V229H217V232H218V227H219V229H221V227H220V224H221V226H222V222H219V220H217L218 222H216L215 224H212V225H209L208 227H206V219H211V218H209V217H211V216H214V215H211V216H206V214H208V212H210V213H212L210 210H211V208L212 207H214L215 208V211L213 212V214L216 212V214H218L220 217L222 216V218L224 217L225 218V215H227L226 216V218L228 219L229 218V220L231 219V215H230V217H229V214L227 213V214H223L224 212H226V210L225 211H223V209L221 208L222 207V205L224 204V203H226V202H228V201H224L223 202V200H225L227 197L228 198H230L228 195H230V192H229V194L227 195V197L226 198H224V196H222V192L220 193V191H221V189L223 190L224 189V186H226V185H224L223 187H221L220 185H218V184H221L222 182L221 181H223V182H225L226 183V180L227 181H229L228 180V178L227 179H225V177H224V179H225V181L222 179V180H220V178H221V176H223L224 175V173L220 176V174H219V176H220V178H219V176L218 175H216L219 179L218 180H220V182L221 183H218L217 182V184L215 183L216 181H218L216 178L217 177H215L213 174V176H206V178L205 179H202V180H199L198 182V184H197V182L195 183L194 181H196V180H194V181H191V182H194L195 184H194V186L192 185H190V184H192L189 180H191L192 179V177H193V175H195V174H199V169L198 168H201V170L202 169H206L207 168V162H208V160L210 161L211 160V158H213L212 156L213 155H211V156H209V154H208V152H209V150H210V152H212L213 154H214V152H216V150L215 149H217L218 147L215 145V146H212L213 148L211 149H208L206 146V149H208V151H207V153H203V155L201 154V152H202V148H201V152H200V149L199 150H197V151H199L200 152V154L203 156V157H199V160L197 159V157H196V155H198V153L196 154L194 151L193 152H191V155H192V153H193V155L192 156H194L193 158L195 159H197L198 160V162H197V160H195L197 163H194L193 164V161H194V159L193 158H186L187 160H188V162H185V160L184 161H182V162H179L178 161V158L176 159V160H174L173 161V164L171 163V166H170V164H169V166L171 167L170 169L169 168H167L168 169V171H163L164 169H159L160 171H162V175L160 174V175H158V177L157 178H153V181H154V179H155V181H158V185H159V187L158 188H156V187H154V186H156V185H154V184H151V183H153V182H151L150 183V181H152V179L151 180H149L150 178L148 177V180H147V182L146 181H144V182H142L141 181V179L143 178V176L142 175H140V176H142V178L140 179V177H137L138 178V180H140L143 184H145V186H144V189L145 188H147L148 186H149V190H150V192L148 191V190H146L145 192H147L148 191V193H150L151 194V196L149 195V196H146V195H148V193L146 194V193H144V194H146V195H144V196H146V198H148V200H149V198L151 197V201H148V203L147 202H145V201H143V200H145V197L143 196L142 197V201L141 202H137V203H133L134 201H136V199L133 201L132 200V198H131V200L133 201L132 203H128L127 201H129V200H126L128 197L125 195V194H132L131 192L133 191V197H134V191L135 190H130L129 192H128V189L126 188V190H127V193H124V194H122L123 196L125 195V197H124V199H125V201L128 203L126 206H124V204L126 203L124 200H122V202L124 203L123 204V207L121 208V210H119L118 212H115L114 214H112V212H109V211H111L110 209H112V208H115V209H118V208H116V206H117V202H113V203H116V205L115 204H111V202H109V201H107L108 199L107 198H103L102 197V200L103 201H107V202H109L110 204H108L107 206L105 205L106 203H104L103 204V202H102V200H100L101 199V197H100V199L99 200H97V198H96V196H98V195H100V194H96V192H93L94 193V195L96 194V196H92V197H95L94 198V200H97L96 202H94L95 203V205H93V207L91 208V210H89V208L87 207V209L85 210V208H82V206H79L81 203H78L79 205L77 206V207H71V208H69V210H68V207H69V204H68V207H67V205H65L67 208V210L68 211H66V210H64V214H60V213H58L57 214V217H56V219L57 220H59L60 222H57V223H55V224H51L52 225V227L47 231V232H45L44 234H40L41 236L40 237H38V238H36L37 239V241H35V243H33L34 241H33V238H34V235H36L37 233L36 232H34L33 233V235H32V237L30 236H22V234H21V232L23 231V228H24V226H25V221H22V220H20V218L19 217H17L16 216V214L17 213H14L13 211H11V212H9V215L11 214V215H13V216H11L10 215V217H12V218H10L9 217V215L7 216V213H2L1 214V216L3 215V214H5L8 218H10V220L9 221H7L6 219V217H5V220L6 221H4L3 219H1L2 220V222H0V237L2 238V237H4V236H9L10 235V237H11V239L9 240V244H10V246H9V253L8 254H5V253H1L0 254V260L2 261V259H5V257H7V259H6V261L5 262H3V264H264V100H263V102L261 101L260 102ZM94 104V105H95ZM99 104V105H98ZM105 105V107H104V105ZM123 104H124V102H123ZM164 103H162L161 104V106L163 105ZM107 105H109V107L107 106ZM117 105H120L121 106V104H117ZM135 105V106H136ZM138 105V106H139ZM246 105V104H245ZM99 106V107H98ZM102 106H103V108H102ZM126 106V105H125ZM137 106V107H138ZM161 106H159L160 107V110H161ZM234 106V107H235ZM252 106V105H251ZM251 106H250V108H251ZM118 106H116L115 108H117ZM121 107H123V105L121 106ZM148 107V108H149ZM235 107V108H236ZM243 107V106H242ZM241 107V108H242ZM98 108L99 109H101L99 112H98ZM140 108V107H139ZM154 108H156V106H154ZM158 108V107H157ZM235 108L233 109V110H235ZM249 108V109H250ZM109 109H111V110H109ZM143 109H145V108H143ZM237 109V108H236ZM248 109V110H249ZM15 110V109H14ZM159 110V109H158ZM239 110V109H238ZM248 110H246L247 112H248ZM16 111H19V110H16ZM242 111H244V110H242ZM242 111L240 112V113H242ZM20 112H21V110H20ZM19 112V113H20ZM101 112V113H100ZM107 112V113H106ZM156 112V111H155ZM154 112V113H155ZM162 111H160V113H161ZM234 112V111H233ZM232 112V114L234 115V113ZM235 112H237V110H235ZM245 112V111H244ZM14 113H16V112H14ZM23 113V112H22ZM96 113V114H97ZM105 113V114H104ZM157 114H159L158 112H156ZM240 113H238V115L240 114ZM108 114V115H107ZM113 114V113H112ZM243 114H245V113H242V115ZM17 115L18 116H16V115H13V116H15V118H19V119H22V115L21 116H19V114L17 113ZM98 114H97V116H99ZM102 115V118H104L105 116H103ZM114 115V114H113ZM169 115V114H168ZM232 115V116H233ZM242 115H240V116H238V117H236V122L239 120V119H241L240 117L242 116ZM245 115H247V114H245ZM27 116V115H26ZM97 116H95V117H97ZM100 116H99V118H100ZM156 116V115H155ZM157 116H160V114L159 115H157ZM156 116V117H157ZM165 116V115H164ZM167 116V115H166ZM170 116V115H169ZM231 117V116H230ZM234 117V116H233ZM106 118V117H105ZM103 119V121L105 120V122H108L107 120H109V119ZM112 118H113V116H112ZM246 118V117H245ZM130 119V118H129ZM170 119H171V117H170ZM170 119H169V117H167V119L166 120H168V121H170ZM232 119V118H231ZM16 120V119H15ZM111 120V119H110ZM130 120H132V118L130 119ZM229 120H230V118H229ZM229 120H226V121H228L229 122ZM12 121H13V119H12ZM96 121V120H95ZM98 121V120H97ZM112 121V120H111ZM163 121V120H162ZM167 121V122H168ZM11 122V121H10ZM9 122V123H10ZM15 122V121H14ZM115 122V121H114ZM130 122V121H129ZM156 122V124H157V121H155ZM241 122V121H240ZM239 122V123H240ZM93 123V122H92ZM95 123V122H94ZM99 123H102V122H100L99 121ZM151 123H153L152 121H151ZM97 124V123H96ZM110 124H112V123H110ZM140 124V123H139ZM154 124V123H153ZM155 124V125H156ZM226 124V123H225ZM2 125V124H1ZM0 125V126H1ZM91 125V124H90ZM242 125H243V123H242ZM98 126V125H97ZM102 126V125H101ZM109 125H108V123H107V127H108ZM134 126V125H133ZM152 126V125H151ZM154 127V126H153ZM156 127V126H155ZM158 127H159V125H158ZM161 128H162V126H160ZM224 126H222V128H223ZM227 127V126H226ZM2 128V127H1ZM0 128V129H1ZM142 128V127H141ZM249 129L248 131H244V130H246V129ZM99 129H100V127H99ZM102 129H104V128H102ZM102 129H100V130H102ZM105 129H106V127H105ZM133 129V128H132ZM157 129V128H156ZM91 130V129H90ZM93 130V129H92ZM111 131V130H110ZM117 131V130H116ZM219 131V130H218ZM224 131H225V129H224ZM233 131H234V129H233ZM250 131V132H249ZM93 132V131H92ZM103 132V131H102ZM131 132V131H130ZM220 132V131H219ZM243 132H245L247 135H245V133H243ZM247 132H249V133H247ZM105 133V135H107L106 134V132H104ZM103 133V134H104ZM111 133V132H110ZM109 133V134H110ZM115 133H118V132H115ZM124 133V132H123ZM134 133V132H133ZM224 133H226V131L224 132ZM240 133V134H239ZM241 133H243V134H241ZM125 134V133H124ZM123 134V135H124ZM216 134H218V133H216ZM221 135H225V134H222V132L220 133ZM248 134H251V136H249ZM112 135V134H111ZM132 135V134H131ZM211 135V134H210ZM214 135V134H213ZM212 135V136H213ZM220 135V136H221ZM237 135H236V137H237ZM94 136V135H93ZM117 136V135H116ZM215 136V135H214ZM102 137V136H101ZM105 137H108V136H105ZM110 137V136H109ZM132 137V136H131ZM135 137V136H134ZM208 137H210V136H208ZM225 137V136H224ZM249 137V138H248ZM128 138V137H127ZM211 138V137H210ZM219 138H222V140H224L223 139V136L222 137H219ZM226 138V137H225ZM9 139V138H8ZM101 139V138H100ZM120 139V138H119ZM205 139V138H204ZM94 140H96V138L94 139ZM99 140V139H98ZM98 140L96 141V142H98ZM109 140H111V139H109ZM108 140V141H109ZM121 140V139H120ZM207 140H209V138L207 139L206 138V141ZM219 140V139H218ZM101 141V140H100ZM106 141V139L104 140V142ZM1 142V141H0ZM8 141H6L5 143H7ZM208 142V141H207ZM206 142V143H207ZM214 142V141H213ZM217 142V141H216ZM222 142V141H221ZM220 142V143H221ZM234 142V145H237L236 143ZM247 142L249 143L248 145H250L251 147H250V150H249V152L247 151L248 149H249V147H248V145H247ZM251 142V143H250ZM13 143V142H12ZM12 143L11 144H8V145H12ZM109 143V142H108ZM229 143V142H228ZM241 143H240V146H242L241 145ZM245 143L243 144V146L245 147ZM1 144V143H0ZM2 144H3V142H2ZM1 144V145H2ZM14 145H15V143H13ZM148 144V143H147ZM154 144V143H153ZM153 144H151V145H153ZM210 144H211V142H210ZM5 145V144H4ZM107 145V144H106ZM159 145V144H158ZM186 145V144H185ZM184 145V147H183V149H182V153L184 152V150H186L187 148H188V146L186 147ZM188 145V144H187ZM219 145V144H218ZM230 145V144H229ZM7 146V145H6ZM4 147V148H2V149H4L5 150V148H8L9 146H7V147ZM13 146V145H12ZM101 146H103V145H101ZM199 145H197V148L196 149H198L199 147H198ZM227 146H228V144H227ZM240 146L239 145H237L236 147H235V151L236 152H238V149H240ZM242 146V147H243ZM3 147V146H2ZM106 147V146H105ZM185 147H186V149H185ZM200 147H202V145L200 146ZM216 147V148H215ZM238 147V148H237ZM144 148H147V147H144ZM229 148V147H228ZM227 148V149H228ZM248 148V149H247ZM8 149H10V148H8ZM189 149V148H188ZM196 149H194V150H196ZM214 149V152L212 151ZM4 150H3V152H4ZM95 150V149H94ZM100 150V149H99ZM107 150V149H106ZM143 150V149H142ZM145 150V149H144ZM147 150V149H146ZM193 150V149H192ZM204 150V149H203ZM2 150H0V152H1ZM177 151H181V150H177ZM196 151V152H197ZM205 151V150H204ZM205 151V152H206ZM240 151V150H239ZM240 151V152H241ZM11 152V151H10ZM10 152L8 151V153L10 154ZM29 152V151H28ZM107 152V151H106ZM140 152V151H139ZM188 152V151H187ZM209 152V153H210ZM240 152H238V153H240ZM242 152V154H244ZM5 153L7 154V152L5 151ZM23 153V152H22ZM30 153V152H29ZM28 153V154H29ZM195 153V154H194ZM211 153V154H212ZM246 153H245V157H246ZM1 155L0 156H2V155H4V153L2 154V152L0 153ZM8 154V155H9ZM96 154V153H95ZM179 154H181V152H179ZM207 154H208V156L210 157H208L207 156ZM216 154V153H215ZM224 154V153H223ZM222 154V155H223ZM8 155H5L6 157L8 156ZM35 154H33V156H34ZM97 155V154H96ZM140 155V154H139ZM176 155V154H175ZM189 155H190V153H189ZM204 155H206L207 156V159L208 160H206V156H204ZM236 155V154H235ZM4 156V157H5ZM13 156V155H12ZM25 156V155H24ZM192 156H190V157H192ZM224 156H225V154H224ZM238 156V155H237ZM241 156H243V155H241ZM11 157V156H10ZM9 157V158H10ZM23 157V156H22ZM182 157V156H181ZM189 157V156H188ZM223 157V156H222ZM235 157V156H234ZM245 157H241V159H239V157L237 158L238 159V161H244V158ZM0 158H3V157H0ZM24 158H27V156L26 157H24ZM29 158V157H28ZM31 158V157H30ZM130 158V157H129ZM132 158V157H131ZM134 158V157H133ZM174 158V157H173ZM173 158H172V160H173ZM205 158V159H204ZM214 158H215V156H214ZM236 158V157H235ZM243 158V159H242ZM98 159V158H97ZM101 159V158H100ZM107 159V158H106ZM140 159V158H139ZM193 159V160H192ZM203 159V161L204 160H206V163L205 164H202V163H200L201 162V160ZM216 159V158H215ZM236 159V160H237ZM1 160V159H0ZM94 160V159H93ZM213 160V159H212ZM1 161H5V160H1ZM0 161V162H1ZM192 161V162H191ZM194 161V162H195ZM200 161V162H199ZM234 161V160H233ZM100 162H101V160H100ZM121 163H122V161H120ZM189 162L190 163H192V164H189ZM205 162V161H204ZM220 162H222V158L220 159ZM220 162H218V164L220 163ZM102 163V162H101ZM115 163V162H114ZM119 163V162H118ZM139 163V162H138ZM179 163V164H178ZM202 164V165H205V166H203L202 167V165L201 166H199L198 167V164ZM214 163V162H213ZM236 163V162H235ZM234 162L233 163H231V164H229L230 166L233 164V169H231L230 167L227 169V167H226V164L224 163V165L225 166H223V165H221V166H223V167H221L222 168V170L221 169H218V171L219 170H221L222 172H223V169H224V172L226 173V171L228 172L226 175L228 176L229 175V171L231 172V173H233L234 171H235V169H238V167H236V168H234L235 167V164ZM168 164V163H167ZM199 164V165H200ZM221 164V163H220ZM243 164H244V162H243ZM125 165V164H124ZM135 165H136V163H135ZM172 165H173V167H172ZM190 165H191V167H190ZM192 165H194V166H192ZM213 165V164H212ZM211 165V166H212ZM217 165V164H216ZM248 165V164H247ZM5 166V165H4ZM8 166V165H7ZM58 166H60V165H58ZM119 166V165H118ZM123 165H121V167H122ZM167 166V165H166ZM169 166H167V167H169ZM198 168H197V167ZM40 166L38 165V168H39ZM57 167V166H56ZM97 167V166H96ZM111 167V166H110ZM128 167V166H127ZM127 167H125L126 169H127ZM132 167V166H131ZM194 167V168H193ZM216 167V166H215ZM214 167V168H215ZM226 167V168H225ZM42 168V167H41ZM165 168V167H164ZM173 168V169H172ZM191 168V169H190ZM194 170H198V172L196 173V172H194V171H192L193 169ZM196 168V169H195ZM217 168V167H216ZM60 169V168H59ZM121 169H123V168H121ZM139 169V168H138ZM225 169H227L226 171H225ZM39 170H40V168H39ZM110 170L111 169H107V171H105L106 172V174H107V172H109L110 174H112L111 172H110ZM128 170V169H127ZM158 170V171H159ZM190 170V171H189ZM229 170V171H228ZM233 172H232V171ZM5 171V170H4ZM112 171V170H111ZM118 171V170H117ZM143 171V170H142ZM157 171V170H156ZM192 171V173L191 174H189V172H191ZM205 170H203V171H201L200 172V174L199 175H201L203 172H204ZM220 171V172H221ZM247 171H246V173H247ZM62 172V171H61ZM105 172H104V176H106L107 178H108V175H109V173L106 175L105 174ZM135 172V171H134ZM34 173H38V172H34ZM102 173V172H101ZM117 173V172H116ZM128 173V172H127ZM141 173V172H140ZM144 173V172H143ZM142 173V174H143ZM153 173V172H152ZM151 173V174H152ZM56 174V173H55ZM60 175L61 173H58L57 172V175ZM134 174V173H133ZM154 174H155V172H154ZM197 174V175H198ZM234 174V173H233ZM245 174V173H244ZM34 175V174H33ZM129 175V177H133V176H135V174L134 175H132L131 174V176H130V174H128ZM198 175V176H199ZM204 175V174H203ZM203 175H201L200 176V178L198 177V176H196V178L197 179H201V177L203 176ZM208 175V174H207ZM231 175V174H230ZM29 176V175H28ZM101 176V175H100ZM145 176H146V174H145ZM155 176V175H154ZM156 176H157V173H156ZM225 176V175H224ZM226 176V177H227ZM232 177L233 176H235V175H231ZM26 177H27V175H26ZM32 177V176H31ZM53 177V176H52ZM95 177V176H94ZM112 177H113V175H112ZM114 177H116L117 178V176H115L114 175ZM208 177H210V178H212V177H215V181L213 182V181H211ZM229 177V176H228ZM1 178H4V177H1ZM57 178V177H56ZM106 178V179H107ZM110 178V177H109ZM134 178V177H133ZM136 178V179H137ZM146 178V177H145ZM193 178H195V177H193ZM204 178V177H203ZM223 178V177H222ZM230 178V177H229ZM55 179V178H54ZM103 179V178H102ZM101 179V180H102ZM111 179H113V178H111ZM128 179V178H127ZM129 179H131V178H129ZM135 179V180H136ZM157 179V180H156ZM209 179V180H208ZM47 180V179H46ZM53 180V179H52ZM103 180H105V179H103ZM102 180V181H103ZM110 180V179H109ZM143 180V179H142ZM213 180H214V178H213ZM234 180H235V178H234ZM234 180H233V182H234ZM1 181V180H0ZM48 181V180H47ZM94 181V180H93ZM101 181V182H102ZM112 180H110V182H111ZM127 181V180H126ZM133 181V180H132ZM238 181L237 180H235V183H234V186H236V184H238ZM49 182V181H48ZM98 182V181H97ZM96 182V183H97ZM104 182V181H103ZM105 182H109L108 180H106ZM109 182V183H110ZM140 182V183H141ZM150 183L151 185H146V183ZM187 182H189V184L187 183ZM45 183V182H44ZM55 183V182H54ZM53 183V184H54ZM109 183H108V186H109ZM121 183L123 184V181H121ZM141 183V185L139 184L138 185V187L140 186V188L139 189H141V191H142V193L141 194H139V195H143V192H144V189H143V184ZM155 183V182H154ZM185 183H187L188 185H190L189 187H188V189H187V184H186V189H184V188H181V187H183L184 185L183 184H185ZM224 183V184H225ZM95 184V183H94ZM98 184H99V182H98ZM128 184V183H127ZM133 184H134V181H133ZM136 184H138V183H136ZM240 184H238V187L240 186ZM97 185V184H96ZM107 185V184H106ZM105 185V186H106ZM181 185V186H180ZM183 185V186H182ZM212 185H218V186H220L219 187V189H220V191H218V187L216 188L217 189V191L219 192V193H217V192H215L214 190V188L215 187H213V189H211L212 191H209V186L211 187ZM45 186V185H44ZM100 186H102V185H100ZM113 186H115L114 184H113ZM117 186V185H116ZM130 186V185H129ZM128 186V188H130ZM133 186V185H132ZM135 186V185H134ZM137 186V185H136ZM153 186V187H152ZM180 186V187H179ZM233 186V185H232ZM233 186V187H234ZM54 187V186H53ZM91 187V186H90ZM123 187V185L122 186H119V188H122ZM124 187H123V189H124ZM137 187V188H138ZM151 187V188H150ZM179 187V188H178ZM9 188V187H8ZM55 188V187H54ZM134 188V187H133ZM136 188V189H137ZM155 189V190H153V189ZM209 188V189H208ZM240 188V187H239ZM239 188H238V190H239ZM20 189V188H19ZM109 189V188H108ZM115 189V188H114ZM117 189H118V186H117ZM135 189V188H134ZM233 189V188H232ZM236 189H237V187H236ZM244 189H245V187H244ZM244 189H243V192L242 193H240L241 191H242V189H241V191H239V195L241 194H243L245 191H247L246 189H245V191H244ZM21 190V189H20ZM94 189L92 188V191H93ZM96 190V189H95ZM94 190V191H95ZM113 190V189H112ZM116 190V189H115ZM100 191V190H99ZM109 192L111 191V189L110 190H108ZM123 191V190H122ZM154 191V192H153ZM189 191V192H188ZM214 191V192H213ZM26 192V191H25ZM30 192V191H29ZM37 192V191H36ZM35 192V193H36ZM113 192H114V190H113ZM152 192H153V196H152ZM211 192V193H210ZM212 192H213V194H212ZM3 193H4V191H3ZM32 193V192H31ZM40 193V192H39ZM52 193V192H51ZM98 193V192H97ZM188 193V194H187ZM232 193V192H231ZM27 194V193H26ZM29 194V193H28ZM33 194V193H32ZM37 194H38V192H37ZM37 194H35L36 195V198L38 199V200H36V201H38L40 204H41V206L40 207H42L44 210H46L47 212H48V214L49 213H51L52 214V212H56L55 210H56V208L58 209V211H61V209L59 210V208H62L58 203L56 204V202L57 201H59L57 198H56V202L54 203L53 201V198H52V201H50V200H48L49 202H47L46 200H43V199H41L42 197H40V194H39V198H38V196H37ZM116 194V193H115ZM114 194V196H116L117 194H118V191H117V194L115 195ZM220 194V195H219ZM234 194H236V193H233V195ZM122 195H121V197H122ZM233 195H231V196H233ZM248 195H250V194H248ZM27 196V195H26ZM42 196V195H41ZM100 196H102V195H100ZM106 196H107V193H106ZM105 196V197H106ZM118 196V195H117ZM116 196V197H117ZM140 196V197H141ZM222 196V197H221ZM56 197V196H55ZM99 197V196H98ZM108 197V196H107ZM127 197V198H126ZM131 197V196H130ZM130 197L128 198V199H130ZM235 197H237V195L235 196ZM235 197H231V199L232 198H235ZM14 198V197H13ZM24 198V197H23ZM118 198H120V197H118ZM222 198H224L223 200H221ZM245 198H246V196H245ZM250 198H248V199H250ZM20 199V198H19ZM28 198H26L25 200H27ZM123 199V198H122ZM138 199H139V197H138ZM138 199H137V201H138ZM141 199V198H140ZM139 199V200H140ZM218 199H220V200H218ZM2 200V199H1ZM18 200V199H17ZM24 200V201H25ZM34 200V199H33ZM120 200V199H119ZM227 200V199H226ZM20 201V200H19ZM35 201V202H36ZM45 201H46V203H45ZM98 201H100V203L98 202ZM221 201L223 202L222 204H221ZM244 201L242 202L241 201V203L242 204H244ZM20 203H21V201H20ZM22 203H23V200H22ZM31 203V202H30ZM196 203V204H195ZM9 204V203H8ZM24 204H27V202L25 203L24 202ZM67 204V203H66ZM71 204V203H70ZM89 204V203H88ZM87 204V205H88ZM92 204V203H91ZM104 206H103V205ZM198 205V206H196V207H194L193 205ZM228 204V203H227ZM227 204H226V206H227ZM18 205V204H17ZM17 205H15V206H17ZM101 205H102V207H101ZM111 205V206H110ZM19 206V205H18ZM26 206V205H25ZM30 206V205H29ZM34 205H32V208H34L33 207ZM38 206V205H37ZM64 206V207H65ZM119 206H121L120 204H118V207ZM219 206H221V207H219ZM35 207H36V205H35ZM40 207H39V209H40ZM63 207V208H64ZM110 209H109V208ZM207 207H208V209H207ZM211 207V208H210ZM233 207V206H232ZM232 207H229V209H231ZM246 207H245V209H246ZM30 208H31V206H30ZM29 208V209H30ZM38 208V207H37ZM120 208V207H119ZM222 209V211H223V213H222V215L220 214V212H219V209ZM225 208V207H224ZM210 209V210H209ZM226 209V208H225ZM89 210V211H88ZM93 210H95L96 211V214H93V213H91V211H93ZM232 210V209H231ZM243 210H244V208H243ZM30 211H32V210H30ZM29 211V212H30ZM36 211V210H35ZM114 211V210H113ZM0 212H2V211H0ZM40 212H41V210H40ZM46 212V213H47ZM134 213L135 212V214L136 215H134V216H136L135 218L134 217H131V213ZM251 212V211H250ZM42 213V212H41ZM231 213V212H230ZM44 214V213H43ZM60 214V215H59ZM194 214H196L197 216H201V219H198V220H202V221H200V223H198V221H197V223H195L194 221L195 220H192L193 219V217L195 216L196 217V215H194ZM203 214V215H202ZM15 215V216H14ZM40 215V214H39ZM59 215V216H58ZM193 215V216H192ZM210 215V214H209ZM46 216V215H45ZM49 216V215H48ZM56 216V215H55ZM138 216V217H137ZM203 216H205V217H203ZM243 216V217H244ZM2 217H4V216H2ZM219 217V219L221 220V218ZM197 218V217H196ZM199 218V217H198ZM215 218V217H214ZM242 218V217H241ZM204 219V220H203ZM240 219V218H239ZM239 219L237 220L236 219V222H238L239 221ZM24 220V219H23ZM54 220V219H53ZM85 220H86V222L87 223H89V221H90V223H92V224H90L92 227V231H91V229H88V230H90V232L88 233V236L87 237H89L88 238V242H87V245L83 248L82 246V248H83V250L81 251L79 248L80 247H78V244L76 243L78 240L77 239H79V238H81L80 237V233H81V235L83 236V233H82V225L83 226H85V225H88L86 222H85ZM91 220H92V222H91ZM207 220V221H208ZM232 220V219H231ZM230 220V221H231ZM50 221V220H49ZM193 221V222H192ZM205 223H204V222ZM223 221V220H222ZM224 221H225V219H224ZM226 221H228V220H226ZM225 221V222H226ZM228 221L229 223H227V225H226V227L227 226H229L228 224H231V222H233V221ZM241 221V220H240ZM83 222H85L84 224H83ZM201 222H203L204 224H201ZM212 222V219H211V221H210V223ZM54 223V222H53ZM209 223V224H210ZM217 223H219V224H217ZM235 223V222H234ZM206 224V225H205ZM47 225V224H46ZM90 225H89V227H90ZM94 225V226H93ZM201 225H205V227L204 226H201ZM215 225V229H210V230H212L211 232H213L212 233V238H211V236H210V234H211V232H210V234H209V228H213V226ZM219 225V226H218ZM232 225H233V223H232ZM244 225V226H243ZM211 226V227H210ZM218 226V227H217ZM88 227V226H87ZM232 227V226H231ZM245 227V228H244ZM223 228V227H222ZM229 228V227H228ZM234 228V229H235ZM79 229H82V230H80L79 231ZM86 229V228H85ZM28 230V229H27ZM87 230V229H86ZM84 231V230H83ZM241 231V230H240ZM243 231V230H242ZM232 235H231V234ZM243 233H245V231L243 232ZM218 233H215V236L217 235ZM37 235H39V234H37ZM209 235V236H208ZM224 235H223V237H224ZM20 236H22V237H20ZM222 236V235H221ZM240 236H241V238H240ZM242 239V243H240L237 239ZM86 238V237H85ZM206 238H208V239H210L209 241H208V239H206ZM214 239V240H213ZM218 239H220V240H223L224 242H220ZM207 240V241H206ZM217 240V241H216ZM83 242H84V240L83 239H81V244H83ZM86 243V242H85ZM247 243V244H246ZM209 244V245H208ZM84 245V244H83ZM207 245L209 246V248H206L207 247ZM245 245H246V247H245ZM248 245V246H247ZM120 246H122V247H120ZM78 247V248H77ZM120 247V248H119ZM4 248H6V247H4ZM2 252V251H1Z\"/></svg>",
    "mask_w": 264,
    "mask_h": 264
}]
</instances>
